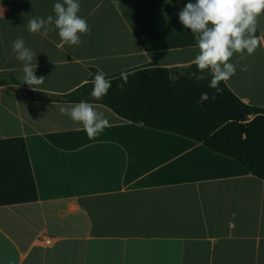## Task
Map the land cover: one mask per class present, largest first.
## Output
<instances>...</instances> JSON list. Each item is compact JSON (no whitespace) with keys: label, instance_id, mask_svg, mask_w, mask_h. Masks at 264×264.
Returning <instances> with one entry per match:
<instances>
[{"label":"crops","instance_id":"crops-1","mask_svg":"<svg viewBox=\"0 0 264 264\" xmlns=\"http://www.w3.org/2000/svg\"><path fill=\"white\" fill-rule=\"evenodd\" d=\"M56 2L0 0V264H264L263 181L98 104L110 127L89 139L61 114L76 103L55 99L91 70L110 80L193 64L197 41L178 17L189 0H79L91 32L78 46L27 30ZM255 36V53L234 54L223 82L264 110V15ZM21 37L45 77L36 91L11 47Z\"/></svg>","mask_w":264,"mask_h":264},{"label":"trees","instance_id":"trees-1","mask_svg":"<svg viewBox=\"0 0 264 264\" xmlns=\"http://www.w3.org/2000/svg\"><path fill=\"white\" fill-rule=\"evenodd\" d=\"M96 74L91 70L84 84L55 99L98 104L123 121L193 141L264 182V110L239 101L224 82L217 95L209 87L211 76L200 73L195 63L139 69L110 79L111 88L101 100L91 96ZM199 75L206 78L198 80ZM202 92L209 95L203 103Z\"/></svg>","mask_w":264,"mask_h":264},{"label":"clouds","instance_id":"clouds-1","mask_svg":"<svg viewBox=\"0 0 264 264\" xmlns=\"http://www.w3.org/2000/svg\"><path fill=\"white\" fill-rule=\"evenodd\" d=\"M81 10L79 0H63L53 5V15L46 18L33 16L26 24L30 34L47 36L50 31H58L61 41L69 46H78L81 36L90 34L91 29L78 13ZM0 11H4L0 8ZM264 15V0H189L178 13L179 22L191 31L197 41V55L194 63L200 73L207 72L211 76L209 87L218 95L223 81H228L236 74L237 64L231 62L234 54L241 58L255 53L258 40L255 36L258 21ZM12 50L16 59L23 62V84L36 91V86L45 82V77H37V54L26 47L24 39L17 38L12 42ZM35 60V64L33 61ZM247 71L248 65L239 67ZM199 75L198 80H204ZM91 96L103 99L111 88L105 79V73L98 72L93 80ZM209 99L207 92L200 94V102ZM215 99V96L212 97ZM62 115H68L73 122L82 125L89 139L96 138L110 122L102 112H98L92 103L81 100L69 107L60 109Z\"/></svg>","mask_w":264,"mask_h":264}]
</instances>
